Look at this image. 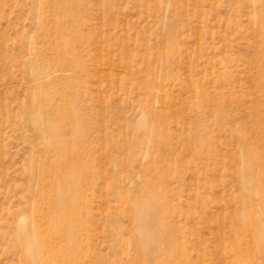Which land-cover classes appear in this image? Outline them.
Segmentation results:
<instances>
[{
  "label": "rangeland",
  "instance_id": "1",
  "mask_svg": "<svg viewBox=\"0 0 264 264\" xmlns=\"http://www.w3.org/2000/svg\"><path fill=\"white\" fill-rule=\"evenodd\" d=\"M263 225L264 0H0V264H264Z\"/></svg>",
  "mask_w": 264,
  "mask_h": 264
},
{
  "label": "bare ground",
  "instance_id": "2",
  "mask_svg": "<svg viewBox=\"0 0 264 264\" xmlns=\"http://www.w3.org/2000/svg\"><path fill=\"white\" fill-rule=\"evenodd\" d=\"M51 138V137H50ZM70 179L74 182L75 179L74 177H70ZM263 230H264V225H263ZM41 250V249H40ZM39 247H35L33 250V263L34 264H43L42 255L40 254ZM45 263V262H44Z\"/></svg>",
  "mask_w": 264,
  "mask_h": 264
}]
</instances>
